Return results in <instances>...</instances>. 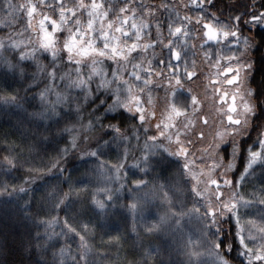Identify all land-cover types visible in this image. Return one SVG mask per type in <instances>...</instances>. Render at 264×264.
Masks as SVG:
<instances>
[{"label":"snow or ice","instance_id":"6c2138e0","mask_svg":"<svg viewBox=\"0 0 264 264\" xmlns=\"http://www.w3.org/2000/svg\"><path fill=\"white\" fill-rule=\"evenodd\" d=\"M225 8L0 0V111L16 117L15 131L0 133V204L31 222L26 250L51 249L43 264H129L111 260L120 236L101 223L117 213L133 232L139 217L140 264H165L162 250L168 264H264V180L241 191L255 166L264 169V0ZM201 78L204 96L194 90ZM206 103L223 127L196 147L205 140L197 123H210ZM73 157L84 172L66 167ZM160 236L167 249L152 246Z\"/></svg>","mask_w":264,"mask_h":264},{"label":"trees","instance_id":"16d2710c","mask_svg":"<svg viewBox=\"0 0 264 264\" xmlns=\"http://www.w3.org/2000/svg\"><path fill=\"white\" fill-rule=\"evenodd\" d=\"M148 2L159 4L161 2H165V0H148ZM217 3V9L219 8H225L226 4H239L241 7V10H243V5L247 3V0H216ZM217 9H212V11H217ZM219 14V12L217 13ZM228 14V9L225 8V15ZM161 19H163V14H161ZM245 33L249 35H254L255 33H248V30L246 28L242 29ZM255 55H259L256 53ZM45 63L48 61L45 59ZM259 64V60L257 61ZM201 67H204L201 65ZM202 69V68H201ZM261 73L257 72L254 81L252 82V87H256L261 83ZM31 111V109H29ZM16 117L13 116L11 113H5L4 111H0V133H3L4 131L8 132H14L15 130L12 127V124L8 123V121H12L15 123ZM154 123V121H153ZM154 134L153 132L149 133ZM19 133H16L14 136H12V139H16ZM256 133H252L253 138H255ZM252 144V139L247 140V142L241 141L240 148L243 151L246 149L247 145ZM255 150V149H254ZM49 154L54 155L55 153L52 152L51 149H49ZM246 152H243V157L237 156L235 161V168L233 171L228 173L229 179H237L240 172L243 170V164L246 163ZM41 156H43V152H41ZM40 157H36V167H41L39 164ZM224 160L227 162L229 160L228 156L224 157ZM80 161L73 157L69 160L66 167L71 171L73 168L80 167ZM27 167V166H26ZM262 180H264V169L260 168L259 166H255L254 174L250 177H248L243 182V187L241 188V191L243 192L246 190L250 185H256V188L258 189L262 183ZM65 189L67 188V185H64ZM42 195V193L40 192ZM22 195V194H21ZM36 196H39V191L35 193ZM19 199V198H13ZM20 203L22 204L23 201L20 200ZM16 205V204H15ZM15 210V209H14ZM61 216H63V213H60ZM225 227H228V225H225ZM31 228V222H25L23 219V214L16 208L15 211L7 213H0V245H4L5 247L0 250V264H43V261L40 259V253L41 249L32 248L29 250H26V244L25 242L28 239V232ZM32 231H35V229H32ZM59 231V229H58ZM59 247V245H57ZM233 264H240L239 261H234Z\"/></svg>","mask_w":264,"mask_h":264},{"label":"rangeland","instance_id":"374dc122","mask_svg":"<svg viewBox=\"0 0 264 264\" xmlns=\"http://www.w3.org/2000/svg\"><path fill=\"white\" fill-rule=\"evenodd\" d=\"M165 2L167 3H176L177 5H179L181 3V0H165ZM184 3H187V0H183ZM185 10H181V14H184ZM188 14L192 15L194 14L193 12L189 11ZM2 27V26H0ZM3 31H0V35H3ZM198 43V42H197ZM202 70L207 73L209 71H211L210 69L206 68V67H201ZM204 80L203 78H201L200 80L196 81V84L194 86V90L200 94L201 96L206 95L207 93H205L204 90ZM215 107L216 105L214 103H206L205 104V114H208L210 116V123L209 126H203L199 123H197L196 125V129L197 130H202L205 133V140L200 143L197 144L196 147H202L207 145V143L209 142V140L211 139L212 134L215 133L217 126L219 127H223L222 124H219V117L215 115ZM193 139L195 140V137H193ZM196 155H200L199 152L196 153ZM105 159H113V157L111 155L105 157ZM230 159V157H229ZM236 161V159H235ZM235 161H234V167L233 170L235 168ZM113 162H115L113 160ZM228 162V161H227ZM224 160V163H227ZM80 168L81 172H84L85 169L83 167H78ZM232 170V171H233ZM230 173V172H228ZM73 175L75 176L76 173H73ZM138 178V177H133V179ZM113 187H115V185H112ZM248 188L246 190L243 191V193L247 194L248 192L253 191L256 188V185H250L247 186ZM40 192H39V196H40ZM5 198L4 197H0V201H3ZM127 202V201H125ZM17 208V206L15 204H12L9 207H4L2 204H0V213H7V211L9 212H13L15 211ZM15 209V210H14ZM151 218V217H149ZM257 219H259L258 217H256ZM101 223H104L105 225H107V227L104 229V231H108L110 232L111 235L116 236L119 235L120 236V241L118 243V245L116 247H113L110 249L112 255H111V260L112 261H125L127 260L129 262V264H131L132 261H137L138 264H140L141 262V256L139 254L137 255H132V250L134 247H137L141 244V242L144 241V233H143V229L141 228L140 224V220L139 217H137V222H136V231L133 232L132 231V220L131 218H127L125 219L124 217H122L119 213L112 215L109 214L105 217L101 218ZM58 231V229H57ZM101 235L102 234H97V236L95 237V240L92 241L97 247H99L100 244V240H101ZM103 239L105 241H107L108 237L107 236H103ZM69 243H72L71 241H69ZM172 241L170 240L169 237L167 236H160V237H153L151 238V244L154 248L157 249H167L169 244H171ZM147 246V243H145V247ZM72 247L75 248V244L72 243ZM103 250V249H102ZM40 260L41 261H46V260H51V249L48 250V252L43 251L42 249L40 250ZM173 259H179L181 257H177L175 255L172 256ZM103 259V257H102ZM157 259L162 260L165 262V264H168V260H169V254L168 251H161L159 256L157 257Z\"/></svg>","mask_w":264,"mask_h":264}]
</instances>
